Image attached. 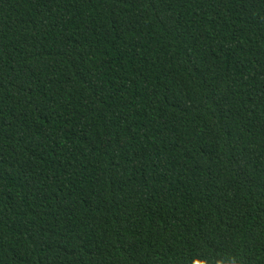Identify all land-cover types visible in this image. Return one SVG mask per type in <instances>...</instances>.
Listing matches in <instances>:
<instances>
[{
    "label": "trees",
    "instance_id": "obj_1",
    "mask_svg": "<svg viewBox=\"0 0 264 264\" xmlns=\"http://www.w3.org/2000/svg\"><path fill=\"white\" fill-rule=\"evenodd\" d=\"M0 264H264V0H0Z\"/></svg>",
    "mask_w": 264,
    "mask_h": 264
}]
</instances>
